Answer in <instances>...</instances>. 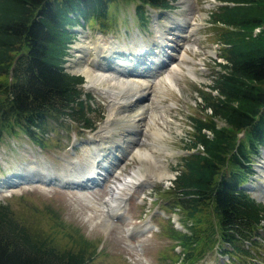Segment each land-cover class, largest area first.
<instances>
[{
  "label": "trees",
  "instance_id": "16d2710c",
  "mask_svg": "<svg viewBox=\"0 0 264 264\" xmlns=\"http://www.w3.org/2000/svg\"><path fill=\"white\" fill-rule=\"evenodd\" d=\"M135 1L143 20L145 6L165 11L174 0ZM219 1L211 22L225 62L217 63L221 70L213 83L202 85L207 90L197 89L202 98L198 105L206 113L191 118L187 148L194 152L182 157L171 188L177 209L196 222L190 225L192 232L177 237L183 248L199 256L217 246L220 255L253 258L249 246L260 239L259 230L264 232V204L246 187L264 148V0ZM112 3L0 0V140L17 128L42 146L49 119L66 117L91 127L83 77L66 72L64 65L76 35L71 29L109 18ZM201 213L213 222L206 216L199 226ZM84 244L78 243L77 251L61 249L0 203V264H88L92 257L85 256Z\"/></svg>",
  "mask_w": 264,
  "mask_h": 264
},
{
  "label": "rangeland",
  "instance_id": "374dc122",
  "mask_svg": "<svg viewBox=\"0 0 264 264\" xmlns=\"http://www.w3.org/2000/svg\"><path fill=\"white\" fill-rule=\"evenodd\" d=\"M136 4L135 0H113L109 8L111 15L109 18L97 19L95 22L89 20L83 22L82 26L71 29L76 35L70 44L68 50L70 55L67 57L65 68L71 72L73 59H78V53L82 55L79 60L83 66H90L92 61H96V52L89 45V41H97L105 46L113 44L120 47L123 52L128 49L129 53H138L139 45L140 49L146 51L148 46L156 41L155 30L159 29L161 32L164 31V38L173 37L177 42L183 43L172 51L171 48H165L170 53L165 56L169 60L167 66H158L155 71H151L152 73H147L149 71L147 70L138 76L146 78L148 74H152V77L147 79L153 80L162 72L161 70L164 72L176 63L179 56L180 67L177 70L179 72L171 76L175 85L166 82L162 84V88L159 89L157 86V89H154L155 99L162 106L157 107L158 116L154 119L161 135L156 139L149 136L151 121H148L146 129L141 131L142 122L140 128L130 130L122 120H116L112 124V138L119 140L120 147L112 150L106 157L109 161L107 165H111V161L117 162L114 156L124 164L123 169L118 175L115 174V177L127 176L131 168L141 163V156L129 155L128 150L133 147L134 152H137L141 144L147 141L146 144L151 145L145 149H148L153 159L157 161L156 167L167 170L168 177L159 179L140 166V171L146 178L144 184L133 187L128 185L120 189V196L125 199L124 210L119 217L112 218V223L108 225H103V222L97 219V213L101 215L102 209L96 212L91 205L107 199L109 186L113 180L110 176L114 174L113 170L109 175L105 172V176L102 175L97 184L89 181L91 186L82 188L74 187L72 184L69 186L60 183L41 184L29 180L34 175L32 166H35V160L58 175L63 171L67 161L79 162L83 168L84 156L91 152L96 155L95 145L92 144L93 135L107 120L111 102V98L107 96L111 97L112 93L108 92L105 95L97 90V86H87L88 82L84 79L85 83L81 87L83 92L89 95L86 98V107L89 109L86 116L90 128L82 127L71 118L64 117L60 120L61 123L49 119L48 131L42 137V146L35 144L17 128L4 132L0 140V185H3L0 186V203L8 205L14 217L26 226L48 234L61 249L77 251L78 243H85L81 248L85 249L86 257H92L88 264H264V232L261 230L258 242L253 244V248L252 245L249 246V252L252 251L250 254L254 257L250 261L249 255L241 257L220 255L217 246L202 256H199V252L189 253V250L180 244L177 231L173 229L180 226L179 230L184 233L192 232L190 225L194 227L196 222L186 218V214L177 209V199L175 193L171 191V186L172 181L181 172L182 157L194 152L193 149L187 148L192 133L191 118L204 116L206 113L198 105L202 98L197 89L207 90L208 88L202 85L212 84L221 70L217 63L225 62L223 57H220L221 43L217 40L216 26L211 22V13L222 3L219 0H174L173 7L165 12L145 6L147 16L143 20L137 14L135 17ZM179 19L184 21L181 27L174 23ZM172 26L174 29L168 30V27ZM255 32H258V28ZM183 36H188L187 40L180 41ZM79 46L84 47L83 52H80ZM149 51L153 52V48ZM171 54L175 57V60L172 59L173 62L170 61ZM183 62L191 67L184 65ZM188 69L195 75L191 76ZM111 88L116 93L120 91L118 86ZM122 94L128 96L127 93ZM149 98L150 95H146L141 99L142 102H146ZM135 121V124H138V119ZM130 131L136 135L132 142L127 141L124 136ZM139 138L143 139L140 143L137 142ZM107 150L109 151V148ZM253 169L255 174L248 183L250 191L254 198L264 204V148L256 157ZM11 178L17 180V184L5 185L9 184ZM133 179L135 178L130 181ZM206 216L209 223L213 222L208 213L206 215L201 213L197 217L199 226L204 224ZM139 226L144 228L141 232L138 234L130 232L128 235L127 228ZM194 247L193 249H196ZM224 248L227 251L231 249L229 246ZM182 257L184 259L181 263Z\"/></svg>",
  "mask_w": 264,
  "mask_h": 264
},
{
  "label": "bare ground",
  "instance_id": "6f19581e",
  "mask_svg": "<svg viewBox=\"0 0 264 264\" xmlns=\"http://www.w3.org/2000/svg\"><path fill=\"white\" fill-rule=\"evenodd\" d=\"M174 23L179 27L184 25V21L182 19L174 21ZM191 25L192 23H190V26ZM173 29V26L172 28L168 27V30ZM179 31H181V29H179ZM155 32L156 39L154 40L156 41L153 40L154 42L148 46L146 51L142 50V48L140 49L141 46L139 45L138 53H129L128 49H126L127 51L123 52L120 47H116V45L113 44L111 46H105L103 43L97 41H89V45H91L96 52V61H92L90 66H83L80 63L81 61L79 60L82 55H80L81 53H78V59H73V65L70 71L75 74L83 75L87 80L86 82H88V84H86L87 86H97V90H99L101 93H104L105 95H107L108 92L112 93L111 97L109 95L107 96L108 98H111L107 120L93 135L92 144L95 145L96 155H94V152L85 155V165L83 168L80 167L79 162L67 161L62 169L63 171L58 175L53 174L52 171L46 166H41V163L36 160L35 166H32L34 175L30 181H35L41 184L60 183L67 186L72 184L74 185V187L81 188L85 186L90 187L91 184L89 185V181L93 182L92 184H95V182L97 180H100V177L104 175L105 172L109 175L111 173V170H113L114 174L110 175L113 180L111 181V184L109 186V195L107 196V199L105 198L102 202L92 203L93 205H91V207H93L96 212L99 211V209H102L101 215L97 213V219H100L101 222H103V225L112 223V218L119 217L122 210H124L125 199L124 197L120 196V189L128 185V187H133L137 184H144L146 178L144 177V175H142L140 166H143L149 174H152L159 179L160 177L164 176H166V178L168 177L167 170H165V168L163 167H156L157 161L155 160V158L153 159V156L150 152H148V149H145V147L151 145V143L146 144L147 141L141 144L142 146L141 148L139 147L137 152H134L133 147L132 149L128 150L129 155L134 154L136 156H141V163L139 166L137 165L134 166V168H131L132 170L127 176L125 175L115 177V174L118 175L120 173V170H122L124 166L123 163L121 164L120 159L114 156V159H116L117 162L114 163L113 161H111V165H107L109 164V161L106 160V157L110 155L109 153H111L112 150H117L116 148L120 147L119 140L112 138V124L116 120H122L124 123H126L127 128L130 130H137L138 127L140 128L142 122L143 127L141 131L146 129V123L148 121H151L152 124L148 130L150 134L149 136H153L152 138L156 139L157 136L161 135V133L158 131L154 119L156 116H158L157 107L161 108L162 106H160L155 99L154 89H157V86L159 89L162 88V84L164 85L166 82H168V84L170 85H175L174 81L171 79V76H174L176 72H179L177 71L179 69L178 67H180L179 56L176 59V63H173V65L169 66V68H167V70L164 72L163 70H161L162 72L158 73L156 77L153 78V80L147 78H139L138 76L142 73H145V71L149 68L147 67L148 64L149 66L154 65V67L151 70L147 71V73H152L151 71H155L156 68L161 65L159 61H156L157 63H155L154 60H152L153 56L156 57V60H159V58H163L165 61L168 54H170L165 48H171L170 51H172L183 43L177 42V40L173 37H169V39L164 38V31L161 32L159 29L155 30ZM172 34L175 35L174 32H172ZM181 38L182 39H180V41L187 40L188 36H183ZM131 44L132 43L130 42V47L132 46ZM113 47L115 48L112 51ZM150 48H153V52L149 51ZM117 49H119L120 51H118ZM79 50L80 52H83L84 47L79 46ZM163 53H165V55ZM101 54H103V56ZM171 56L172 57H170V61L172 59L175 60L173 54H171ZM184 58L187 59V57ZM173 60L171 62H173ZM183 64L188 65L185 62H183ZM188 72L191 74V76L195 75L189 69ZM157 82L159 83L156 84ZM114 86L120 87V91L116 93L115 90H111V87L114 88ZM94 88L96 89V87ZM121 89L123 90L121 91ZM122 93H127L128 96H123ZM146 95H150L149 100L147 99L148 101L142 102L143 97H145ZM137 119L139 122L137 121L138 124H135V120ZM124 136L126 137L127 141L132 142V140L135 139L136 135L135 132L130 131L128 135ZM141 140L143 139L139 138V140L136 141L140 143ZM108 148L109 151L107 150ZM136 148L138 147L136 146ZM97 155L98 157H96ZM20 175H16V177H19ZM133 177L135 179L130 181V179H132ZM52 180H58V182H52ZM17 182V180L14 182V179L12 180L11 178V180L8 182L10 185L8 186L15 185L17 184ZM142 228L143 226H139L132 229L127 228L126 230L128 235L130 232L138 234V232L142 231ZM138 245L140 244L138 243Z\"/></svg>",
  "mask_w": 264,
  "mask_h": 264
}]
</instances>
